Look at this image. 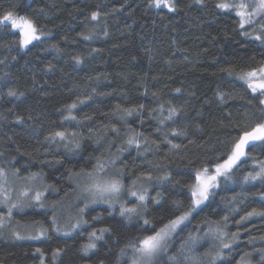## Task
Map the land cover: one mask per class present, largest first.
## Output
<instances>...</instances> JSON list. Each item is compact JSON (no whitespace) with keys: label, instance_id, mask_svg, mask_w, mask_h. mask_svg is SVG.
<instances>
[{"label":"trees","instance_id":"trees-1","mask_svg":"<svg viewBox=\"0 0 264 264\" xmlns=\"http://www.w3.org/2000/svg\"><path fill=\"white\" fill-rule=\"evenodd\" d=\"M239 1L225 10L220 0H173L170 11L152 0H0V16L27 18L39 37L24 48L20 30L0 23V169L44 193L11 216L0 205L9 221L0 264H129L130 244L189 209L196 172L221 163L244 130L264 121L263 96L239 78L264 65L256 39L264 14L241 28ZM246 1L252 11L257 0ZM255 143L152 264H212L216 229L231 247L215 264H264V217L241 220L264 211V182L244 180L264 161V144ZM98 163L122 181L119 198L138 215L106 204L73 213L79 180ZM145 189L142 203L128 195ZM60 203L82 222L67 235L53 222ZM37 227L43 234L32 239ZM93 232L102 239L85 251ZM189 237L199 238L194 247Z\"/></svg>","mask_w":264,"mask_h":264},{"label":"snow or ice","instance_id":"snow-or-ice-1","mask_svg":"<svg viewBox=\"0 0 264 264\" xmlns=\"http://www.w3.org/2000/svg\"><path fill=\"white\" fill-rule=\"evenodd\" d=\"M154 7L160 8L165 7L170 11L175 10L173 0H152V5ZM217 7L220 9H233L234 5L230 2V0H220L217 4ZM248 5L244 2L235 5L236 15L240 17V27L243 28L246 24L254 23V16H258L264 14V0H257L255 7L252 11H248ZM97 13L92 14V18L96 19ZM0 23L10 24L12 28L20 29L23 40L22 44L27 45L31 43L33 39H38L39 37L36 35L37 29L32 23V21L28 20L25 17L17 16L12 10H9L2 16H0ZM261 31L264 32V25L261 26ZM247 34V33H245ZM90 37H85V39H89ZM257 40H261L264 42V36L257 35ZM241 80L245 81L247 87L251 89L253 93H259L264 96V67L259 69H255L252 71H248L239 77ZM10 95H15V93H10ZM261 104L264 105V100H261ZM70 108H74L75 104L70 105ZM174 112L175 110H170ZM171 118V117H169ZM75 119V117H72ZM55 137H59L61 139L65 138L64 132H56L54 134ZM261 142L264 144V123H257L250 130H244L237 139H235L230 147L229 152L225 155L222 163L215 164L214 173L209 174V169L207 167L202 170H198L195 175V182L190 186L191 189V205L189 209L183 214L177 216L175 219L169 221L168 224L161 227L158 231H155L153 235L144 236L141 239H138L135 243L130 244V247L133 250L134 257L131 260V264H152V261L156 257L158 253L165 250L171 234L176 231V229L187 220L188 216L194 211L197 207H199L205 200L209 198L211 194V190L218 186V178L224 177L228 178L229 174L233 171L234 166H237L238 162L242 160L243 157L247 155L246 149L254 148L256 146L255 142ZM129 144L137 143L136 141L130 139L128 141ZM137 146L138 143H137ZM78 147V145H77ZM174 147H177L174 145ZM79 175V174H77ZM88 178V183L84 188V192L87 193V198L92 203L96 202H104L108 203L111 207H115L116 200L120 197L123 192V184L119 178L109 177L105 166L103 164L98 163L93 169L92 172L86 173ZM0 180H6V175L3 169H0ZM245 182L247 181H256L260 180L264 182V161L260 162L259 171L255 173H248L247 176L244 177ZM0 191H4L2 187H0ZM147 190H143L141 192L137 191H129L128 195L136 198L139 202H144L146 199ZM24 195H27L25 192ZM41 198V194L39 192L36 193L35 199L39 201ZM7 197L5 198V202H7ZM43 207V205H41ZM17 207L16 204H13L8 209V214L11 216L12 208ZM88 205L85 204V208ZM81 212L84 209L80 210ZM137 207H126L121 205L120 207V215L126 216L127 218H131V215L137 213ZM252 216H261L264 217V211H258L253 209L251 212H248L246 216L241 217V220L248 219ZM227 217H225V220ZM53 222L55 223V208L53 215ZM145 224H148L149 221L145 220ZM3 226V217H0V227ZM79 223L72 225L73 230L79 227ZM59 230V229H57ZM107 231V229L103 230ZM211 231V230H210ZM216 238L220 239L221 249L217 251L215 256L212 257V264H215L216 260H219L223 256V249H229L231 244L225 242L224 237L227 235L223 233L219 229H216ZM43 233H41L42 235ZM66 235L68 233H65ZM18 239H23L19 233L15 234ZM233 237H236L237 234H232ZM32 239H37L38 237H31ZM91 238L102 239V236H97L95 232L90 234V242L85 245V251L89 249H95L96 243L92 242ZM199 241V238L189 237L188 244L194 247ZM183 247V246H182ZM59 250H57L58 252ZM124 250H121V255H124ZM55 255V254H54ZM172 260H176V257H171ZM264 260V255L261 257Z\"/></svg>","mask_w":264,"mask_h":264},{"label":"rangeland","instance_id":"rangeland-1","mask_svg":"<svg viewBox=\"0 0 264 264\" xmlns=\"http://www.w3.org/2000/svg\"><path fill=\"white\" fill-rule=\"evenodd\" d=\"M245 2L247 3L249 1L245 0ZM238 3H240V1ZM247 10L251 11L249 6H248ZM36 35L38 36L37 32H36ZM22 40H23V35L21 33V41ZM33 40H35V39H33ZM22 46L25 48L28 46V44L27 45L22 44ZM261 67H264V65ZM263 100H264V96H263ZM263 123H264V121H263ZM214 170H215V166L209 169V174L214 173ZM2 181L0 183V187H2L4 189V191H0V205L5 206L7 209H9V207H11L13 204H16L17 207H13L12 210H14L16 208L20 209L23 206L26 207L28 205H32L34 203L37 204L38 202L43 201L44 193L42 191H40V188L38 187V184L35 183V180H29L26 183H22V182L14 180L13 178H9L8 180H2ZM88 182L89 181H88L86 174L83 175L82 179L79 180V185L77 186L78 188L76 191H74V194H73V201L72 202H73L74 206H72V207H73V209L75 207V209L73 210V213H76L79 215L81 213H83L84 211L81 212L80 210L81 209L85 210V208H84L85 204H87L88 206H95L97 204H106V205L110 206L108 203H104V202H96V203L90 202V200L87 198V193L84 192V188ZM25 192L27 193V195H24ZM37 192H39L41 194V198L39 201H37L35 199V195ZM6 197L8 198L7 202H5ZM56 205L57 206L54 208L56 211L55 213H56V218H58V221H55V222H56V228L59 229L58 231L61 233H68V232H72V231L76 230L77 228H79V227H77L73 230V228L71 227L72 225L77 224V223H79V225H81L82 222H81L80 217L78 218V220H75V218H73L70 215V214H72V207L70 208V204L69 203H60L59 205L58 204H56ZM121 205L126 206V204L120 198H118L115 202V206H118L120 209ZM138 214H139V210L137 211V213H134L132 215H138ZM183 214H181V215H183ZM189 216H188V218H189ZM188 218H187V220H188ZM187 220H185L184 223ZM8 224H9V221L6 220V218H5L3 220V226L0 227V229L1 228L2 229L7 228ZM16 233H19V232L15 231V234ZM41 233H43V232H42V229L40 227H37L33 230V234L35 235L34 237L41 236ZM20 234H21V236H23L22 233H20ZM132 254H133V252H132ZM133 257H134V254L131 256L129 264H131V260L133 259Z\"/></svg>","mask_w":264,"mask_h":264}]
</instances>
